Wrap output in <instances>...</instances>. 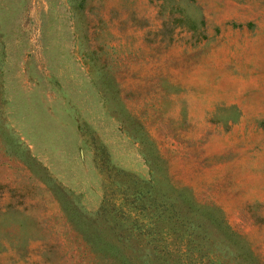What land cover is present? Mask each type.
I'll use <instances>...</instances> for the list:
<instances>
[{"label": "rangeland", "instance_id": "1", "mask_svg": "<svg viewBox=\"0 0 264 264\" xmlns=\"http://www.w3.org/2000/svg\"><path fill=\"white\" fill-rule=\"evenodd\" d=\"M245 246L264 264V0H0V264Z\"/></svg>", "mask_w": 264, "mask_h": 264}, {"label": "trees", "instance_id": "2", "mask_svg": "<svg viewBox=\"0 0 264 264\" xmlns=\"http://www.w3.org/2000/svg\"><path fill=\"white\" fill-rule=\"evenodd\" d=\"M134 198L137 202H140V203H143L145 202L146 200L148 201V203H151V200L148 199L149 196H145L143 197L139 191H137L134 195ZM137 204V203H136ZM226 225V224H225ZM234 237H240L238 234H234ZM239 261L241 260V263L242 264H261V263H258L253 257L252 255L250 254V250L248 247H241V252L239 253ZM128 264H131L130 261H126ZM219 264V263H217Z\"/></svg>", "mask_w": 264, "mask_h": 264}]
</instances>
